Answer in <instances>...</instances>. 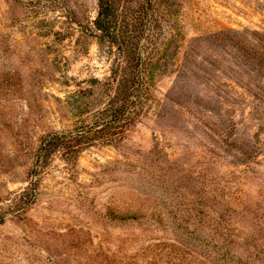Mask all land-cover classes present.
Returning <instances> with one entry per match:
<instances>
[{"label": "rangeland", "instance_id": "rangeland-1", "mask_svg": "<svg viewBox=\"0 0 264 264\" xmlns=\"http://www.w3.org/2000/svg\"><path fill=\"white\" fill-rule=\"evenodd\" d=\"M154 11L140 121L37 167L43 139L96 123L124 63L98 0H0V264H264V0Z\"/></svg>", "mask_w": 264, "mask_h": 264}, {"label": "trees", "instance_id": "trees-1", "mask_svg": "<svg viewBox=\"0 0 264 264\" xmlns=\"http://www.w3.org/2000/svg\"><path fill=\"white\" fill-rule=\"evenodd\" d=\"M157 1L98 0L94 26L102 38L116 47L124 63L115 94L89 130L70 134L68 138L55 135L43 139L36 155L37 167L42 166L49 154L59 149L78 156L96 145L121 142L129 129L140 121L150 97L146 75L151 61L150 46L156 36L154 8ZM36 185L37 181L31 183L32 190L24 193V199L33 197ZM5 223L6 217L0 213V226Z\"/></svg>", "mask_w": 264, "mask_h": 264}]
</instances>
